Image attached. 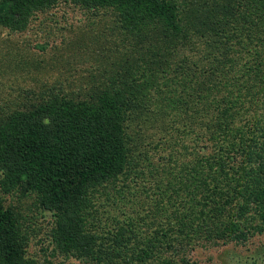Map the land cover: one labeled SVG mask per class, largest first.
<instances>
[{"label":"trees","instance_id":"1","mask_svg":"<svg viewBox=\"0 0 264 264\" xmlns=\"http://www.w3.org/2000/svg\"><path fill=\"white\" fill-rule=\"evenodd\" d=\"M74 10L107 19L96 42L113 34L130 53L117 44L120 62L77 99L54 87L29 90L21 109L1 104L0 189L34 197L52 225L34 230L33 206L0 199V264H53L29 249L40 234L44 251L83 264H198L194 241L263 234L264 0H0V26L39 27L45 51ZM51 12L60 19L50 25ZM211 110L208 167L204 155L193 153L194 165L187 149L166 154L165 141L148 139L149 126L194 130Z\"/></svg>","mask_w":264,"mask_h":264},{"label":"rangeland","instance_id":"2","mask_svg":"<svg viewBox=\"0 0 264 264\" xmlns=\"http://www.w3.org/2000/svg\"><path fill=\"white\" fill-rule=\"evenodd\" d=\"M63 7L65 5L61 3L56 11L62 14ZM67 16V21L63 22L62 25L68 24L69 26L51 39V43L45 51L37 48V44L43 42V37H45V32L40 30L39 27L35 29L32 26L31 30L27 32L11 35L0 26V107L1 104H4L12 108H24L23 105L28 103L29 99H32L29 96V90L39 92L54 87L55 92L64 91L70 97L77 99L80 96L79 94L96 89L101 79L110 74L109 69L112 68L113 63L120 62L121 56L118 49L115 53L111 52L113 49L121 47L124 52L130 53L131 45L125 40L123 44L118 43L117 36L113 34L106 41V45L105 43L98 44L96 42L95 38L99 30L102 32L107 31V25H105H109L107 19L104 18V21L101 17L89 19L81 11L75 10L68 11ZM47 17V20L52 19L48 22L50 25L54 20L60 19L53 12ZM73 23L74 25H72ZM207 30L210 38H214V32L208 27ZM106 48H109V53H105ZM188 48L180 52H186L187 55L191 56L193 52L189 51ZM213 54H218V51L215 49ZM203 76L201 75V78ZM45 97H48V94ZM255 112V110H252L251 116ZM141 115L140 121H144L145 113L142 112ZM213 115H215V112L211 110L207 114V120H205L206 116L204 119L201 117L202 121L198 123L194 130H190L191 127L187 126L189 124L184 122L177 123L174 129H171L170 125H154L153 128L149 126L147 127L148 139L152 144L161 142V140L165 141L163 145L168 146L164 152L166 154L172 149L175 150L176 154L178 151L184 152L187 149L186 153L189 156L193 153L204 155L207 157L205 162L208 167L210 163L207 161L209 155L217 148V141L211 140L208 136L210 130L205 126L206 123H214L216 118L212 117ZM242 122L245 123V121ZM158 123H161V121H158ZM196 132L200 134L199 139H197ZM140 147H144L142 143ZM191 159V163L196 165L198 155L196 157L192 155ZM160 196H164V199H160L161 202H167L166 193L159 191L156 197ZM0 199L4 200L6 204L15 205L16 209L24 212H26L24 208L31 211L32 208L30 207L32 206L34 207L32 212L37 210L32 196L20 197L12 193L4 194L0 189ZM149 208L152 209V206ZM227 211V213L231 212V205L227 206ZM36 213V217L39 218L34 222L30 221L32 229L39 225H43L45 228L46 225H52L50 213L46 212L41 216L38 215V211ZM26 223L29 224L28 221ZM112 225L114 226V223ZM38 237H41V234ZM38 237H32L29 248L32 253L40 251L38 256L36 255L37 257L50 258L53 264H83L73 257L64 260L63 256H52L49 253L50 250H43L44 245H50L49 237L43 244L37 243ZM215 239L212 236L194 241L195 246L192 249L189 248L191 259L197 261L198 264H264V233L256 235L250 243L241 245L232 242L224 244L221 239H216L218 243H215ZM49 248H51V245Z\"/></svg>","mask_w":264,"mask_h":264}]
</instances>
